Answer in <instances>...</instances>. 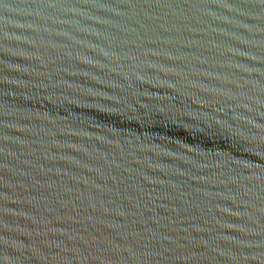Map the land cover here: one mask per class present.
I'll list each match as a JSON object with an SVG mask.
<instances>
[{
	"label": "water",
	"instance_id": "obj_1",
	"mask_svg": "<svg viewBox=\"0 0 264 264\" xmlns=\"http://www.w3.org/2000/svg\"><path fill=\"white\" fill-rule=\"evenodd\" d=\"M0 264H264V0H0Z\"/></svg>",
	"mask_w": 264,
	"mask_h": 264
}]
</instances>
